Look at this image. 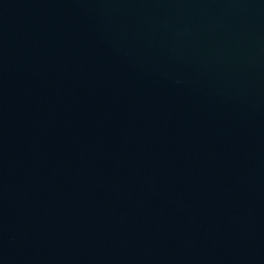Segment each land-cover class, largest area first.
Returning <instances> with one entry per match:
<instances>
[{"label": "water", "instance_id": "water-1", "mask_svg": "<svg viewBox=\"0 0 264 264\" xmlns=\"http://www.w3.org/2000/svg\"><path fill=\"white\" fill-rule=\"evenodd\" d=\"M0 264H264V0H0Z\"/></svg>", "mask_w": 264, "mask_h": 264}]
</instances>
